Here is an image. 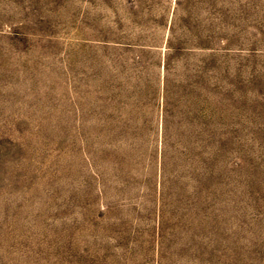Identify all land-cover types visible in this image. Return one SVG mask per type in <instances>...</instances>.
I'll return each mask as SVG.
<instances>
[{"label": "rangeland", "instance_id": "1", "mask_svg": "<svg viewBox=\"0 0 264 264\" xmlns=\"http://www.w3.org/2000/svg\"><path fill=\"white\" fill-rule=\"evenodd\" d=\"M0 264H264V0H0Z\"/></svg>", "mask_w": 264, "mask_h": 264}]
</instances>
